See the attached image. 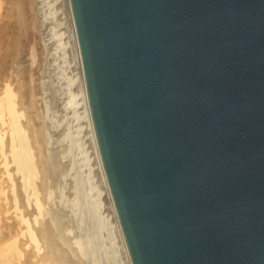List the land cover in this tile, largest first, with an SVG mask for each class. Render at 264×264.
Segmentation results:
<instances>
[{
    "label": "water",
    "instance_id": "water-1",
    "mask_svg": "<svg viewBox=\"0 0 264 264\" xmlns=\"http://www.w3.org/2000/svg\"><path fill=\"white\" fill-rule=\"evenodd\" d=\"M133 264H264V0H70Z\"/></svg>",
    "mask_w": 264,
    "mask_h": 264
},
{
    "label": "rangeland",
    "instance_id": "rangeland-1",
    "mask_svg": "<svg viewBox=\"0 0 264 264\" xmlns=\"http://www.w3.org/2000/svg\"><path fill=\"white\" fill-rule=\"evenodd\" d=\"M61 1L63 2V0H0V99L10 103V106L14 105L15 113L20 116V127L27 136L29 148L38 170L37 178H34L33 184L39 193L40 198L38 199L43 205V215L38 221H35L34 208L25 201L21 183L14 174L11 163L3 162L0 156V264H76L68 257L67 250L61 248L63 246L60 242L57 243L59 244L57 247L54 243L52 244L51 228L59 229L58 225L60 224L55 222L54 216L57 212L52 209L53 205L50 204L49 207L47 204V198H50L51 192L53 198L63 191V196L67 197L66 200L72 199L70 191L75 175H78V179L81 181V189L86 192L85 194L89 193V202L96 206L95 220L102 229L99 234L100 238H103L100 242L101 245H104L102 240L104 243L106 241L105 245L110 250L115 246L113 244H119L117 238L114 242V237L111 238L112 234H108V232L112 233L113 222L110 221L113 219L107 214L109 210L107 211L108 203L104 195L105 192L100 183L97 168H95V161L91 159L93 154L89 140L87 141V124L84 127V120L78 119L80 115L76 114L79 111L81 114L79 107H81L82 101L81 98H78L81 95L73 101V103L76 102L75 100L79 101L72 108L73 111L80 105L77 112H71L66 116L67 118L62 115L59 105L61 96L64 97H61V100L65 101L74 96L75 92L77 95L79 94L76 88L78 84L74 78L76 69L73 64V48L69 40V32L66 29L68 25L65 23L67 22L66 8ZM67 92H71L73 95L70 93L68 95ZM67 129L69 136L65 138ZM0 137L3 138L2 145L7 153L10 138L9 133L2 130L1 122ZM83 155L84 157H82ZM65 169L67 171L73 169L74 172L71 170V174L67 172L69 175L65 183L61 182L60 185H57L58 181L55 180H59L60 173H65ZM50 189L59 191L58 193L54 191V193ZM53 203L55 206H60L58 203L55 204L56 202ZM58 207L55 209L60 211L61 215L57 213L55 218L59 219L58 222L63 219L67 220L68 217L65 215L67 213L69 215V209L60 206V210ZM14 208L17 209L19 216L28 223L30 232L39 242L40 253L39 251L36 253V250L33 249L35 246L29 244L28 236H23V228L14 216ZM62 212H64L65 218L62 216ZM106 215H108V219ZM83 220L81 224L83 227L79 228L80 231L82 230L81 233L88 231L93 223V218L89 215L84 216ZM108 221L110 222L109 226ZM61 223L65 227V220ZM67 223L69 222L67 221ZM62 226L60 225V227ZM59 230H54L58 237L61 234V228ZM106 235L108 240L110 238L109 241L113 239L112 243L107 242ZM60 236L62 237V234ZM109 244L113 246L109 247ZM52 246L54 247L52 248ZM117 246L110 250L113 251L112 253L108 252L105 257L102 255L100 263L111 264L115 260L114 264H126L120 244L118 246L120 250L117 249ZM114 248L115 251L120 252H114ZM111 257H113V261H110ZM83 263L87 264V261H83Z\"/></svg>",
    "mask_w": 264,
    "mask_h": 264
},
{
    "label": "bare ground",
    "instance_id": "bare-ground-1",
    "mask_svg": "<svg viewBox=\"0 0 264 264\" xmlns=\"http://www.w3.org/2000/svg\"><path fill=\"white\" fill-rule=\"evenodd\" d=\"M42 1H44V0H42ZM61 3H63L65 8H66V14H67L66 19H67V22H65V23L68 25L66 27V29L69 32V40L72 43V44L71 43L70 44L72 45V48H73V51H72L73 52V55H72L73 56V64H74V68L76 69V74L74 75L76 77H74V78H76L75 81H77V84H78V86L76 88H77L79 94L77 95L76 92H75L74 96H71L69 100L66 99L65 101L61 100V97H62L61 96L60 97V101L61 102H59L60 109L62 111V115H64V117H66L67 115L71 114V112H74V111L77 112L76 110L78 109V106L81 105V107H79L81 109V114H79L80 113L79 110H78L79 113H76V114L80 115V118L78 117V119L84 120V127H85V124H87L86 126H87V132H88L87 134L88 135H86V136H87V141L89 140L88 142L90 143V145L89 144L88 145L92 149L91 153L93 154V156L91 155L92 156L91 159H94V161H95L94 164H96V166H97V167L95 166V168H97V172H98L100 180H101L100 183L102 184V187H103L104 192H105L104 195H105L107 203H108L107 211L109 210L108 211L109 213H107V214L109 215V217H111L113 219V221H110V222H113L112 223L113 224L112 225V230L110 229L112 231V233L108 232V234H112L111 238L114 237V242L116 241L115 240L116 238L119 241V244H120V246L122 248L121 251L123 252V257L125 259L126 264H133L132 260H131V257H130V254H129V251H128V247H127L125 238H124L122 227H121V224H120L117 212H116V208H115L112 196H111V192H110V189H109V186H108V183H107L104 171H103V167H102V164H101V159H100V154H99L96 134H95V130H94L93 122H92V117H91L90 108H89V102H88V96H87V92H86L84 72H83L81 54H80V49H79V44H78V39H77V33H76V28H75V22H74L71 2H70V0H63V2L61 1ZM62 27H64L63 24H62ZM67 40H68V38H67ZM67 66H68V64H67ZM59 68H60V66H59ZM74 72H73V74H74ZM74 78H72V79H74ZM61 79H63V78H61ZM75 81L73 80V82H75ZM69 83H70V81H69ZM68 86H69V84H68ZM70 88H72V87H70ZM69 93L71 95L73 93V91H72V93L71 92H67L68 95H69ZM79 95H81V97H78ZM77 97L79 99L81 98L80 100L82 102L80 101L81 104L76 107L77 109H75V110L73 109V111H72V108L75 107L73 105L76 104V102L78 100H75L76 102H74V103H73V101H74V99H77ZM62 98H64V97H62ZM0 114H1L0 115L1 128H2L3 131L9 133V138H10L9 149H8V152L5 153L3 145H2V139L3 138L0 137V156H1L2 160H3V162L9 161L11 163L12 170H13L14 174L17 176V179L21 183L22 192L24 193V195H23L24 199L29 205L33 206L34 214H35V218L34 219H35V221H38L39 218L42 217V215H43V213H42L43 205H42L41 201H39V199H38V198H40V196H39L38 191L36 190V187H34V184H33L34 178L37 176L38 170L36 168V164L34 162V158L32 156V152H31V150L29 148V143H28L27 136H26L25 132L22 130V128L20 127V125H21L20 116H18L19 114L15 113L14 105L11 104V106H10V103L4 102L3 99H0ZM82 123H83V121H82ZM66 131L67 132L65 134H67L69 132L68 129ZM80 134H81V132H80ZM67 136H69V135L67 134L64 137L66 138ZM48 140H49V138H48ZM60 141H62V140H60ZM90 147H89V151H90ZM69 155H71V154L69 153ZM82 157H84V155ZM70 168H72V167L70 166ZM70 170L71 169H69V171H67L65 169V171H66L65 173H60L59 180H55V181H58L57 185H60L59 183H61V182L65 183V180L68 179L67 178L68 175L71 174V172H74V171H72L73 169L71 170V172H70ZM59 172H60V170H59ZM67 172H70V173L67 174ZM73 178H74L73 179V183H71L72 184V188H71V191H70V194H71L70 197L72 196L71 200H69V199L66 200L67 197L63 196V193H62L63 191L61 193H58V191H59L58 189H56L57 191L54 190L55 192L58 193V196L56 195L57 193L55 194V196H57V197H54V198H56V199H54L52 197V192H51L50 198H47L48 206L50 204H52L53 205L52 209H54L55 212L60 214V211L59 212H58V210L56 211L58 206H55L53 202H56L55 204H57V203L60 204V206H63L65 209L68 208L69 209L68 212L70 211L69 212L70 217H69V215H67L68 213L66 215L63 214L65 212L64 209H63L64 212H62V216L63 215L67 216L69 218V220L67 218V220L63 219V220H60V222H58L59 219L55 218L56 215H58V214L55 213V216H54L53 215L54 211L52 212L53 213L52 215L54 216L55 222L57 224H60L62 226L63 224L61 222H63L64 220H65L66 223H67V221L69 222L67 224L65 223V227H64V225L62 226L64 228H62V227H60V225H58L59 229L61 228L62 237L60 236L61 234L58 237V234L56 233V231L59 230L58 228H55V229L51 228L52 244L54 243V245H56V247H57V245L59 246V244H57V243L60 242L61 246H63L61 248L62 249L64 248L65 250H67V253L69 254L68 257L70 258L71 261H73L76 264H80L81 262L83 263V261H87V264L89 262L91 264H102V262L100 263V261L102 260V259L100 260V258L103 257L102 255H104V257H105V254H108V252H111L110 250H112L113 247L116 248V246L117 245L119 246V244L115 243V244H113L115 246L111 245L113 247H111L110 244H109V247H111V249L109 250L107 245H105V243H106V241H105L106 239H105L104 240L105 243L102 240V243L104 245H101L100 242H101V239H103V238H100L101 236L99 234H101L100 231L102 229L99 226L100 224H98V222L95 220V214H96V211H95L96 208L95 207L96 206H93V204H91L89 202V200H88L89 193L85 194L86 192H84L83 189H81V181L78 179L79 178L78 175L77 176L75 175ZM52 182H53V180H52ZM55 185H56V183H55ZM57 185H56V187H57ZM49 188H50V186H49ZM62 190H64V189H62ZM51 191H53V189ZM64 195H65V192H64ZM106 200H105V202H106ZM54 206H55L56 209L54 208ZM50 210H51V208H50ZM86 215H89L91 218H93V223H91V225H90L91 227L89 226L90 229L88 231H86V232L84 231V233L83 232L81 233L82 230L80 231L79 228L82 226L81 224L83 223L84 216H86ZM108 215H106L107 219L109 218ZM14 216H15V218L18 220L19 224L23 228V236H25V237L28 236L29 244L30 245H34L35 248H33V247L32 248L34 250H36V253H38L39 248H40V246L38 247L39 242L37 241V239L34 236V234H32L30 232V229H29L30 227H29L28 223L24 220V218L19 216V213H18L16 208H14ZM109 220H111V219H109ZM110 222L108 221V226H109ZM54 230H56V231L54 232ZM107 235H106L107 242H111V241L113 242V239H111V241H109L110 240V238H109V240H108ZM50 239H51V237H50ZM47 240H48V238H47ZM26 241H27V239H26ZM118 246H117V249L119 248ZM53 247L54 246H52V248ZM115 248H114V252H117L118 250L115 251ZM119 250H120V248H119ZM58 251H60V250H58ZM40 252L41 251H39V253ZM119 252L120 251H118V253ZM119 257H121V256H119ZM107 258L108 257H106V259ZM112 258L113 257H111L110 261L112 260ZM88 259H90V260H88ZM124 259H122V260H124ZM71 261H69V262H71ZM107 261H109V259H107ZM114 262H115V260H114ZM114 262L113 263L111 262V264H114Z\"/></svg>",
    "mask_w": 264,
    "mask_h": 264
}]
</instances>
